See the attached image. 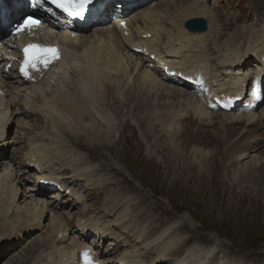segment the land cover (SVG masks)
Returning a JSON list of instances; mask_svg holds the SVG:
<instances>
[{
	"label": "bare ground",
	"instance_id": "1",
	"mask_svg": "<svg viewBox=\"0 0 264 264\" xmlns=\"http://www.w3.org/2000/svg\"><path fill=\"white\" fill-rule=\"evenodd\" d=\"M154 1H138L131 5L129 9L126 7L130 5L125 6L123 16L117 17L115 19L116 25L111 26L108 30L105 28L96 29L90 34H86L87 29H89L87 27L81 31L82 33L70 36L58 32L56 26L45 25L29 35L19 34L14 38L8 37L6 43L4 42L5 44L0 46V56L6 58V64L3 66L1 64L4 59L3 57L0 58L1 80L3 78L0 81V165H2V159L11 145L10 135L12 126H14V122H12L14 117H25L26 115L28 117L34 112L33 110L40 109L53 129L56 128L62 131L64 126L66 130V132L57 134V137L54 136L56 139L39 136L34 143L32 142L33 138H31L29 140V150L25 154L27 164L18 166L15 171L8 168L9 165L4 164L5 171L0 170V264H12L13 262L15 264H27L29 259H32V264H72L73 252L76 253L84 247L88 248L93 255L97 254L94 255V258L99 260L100 253L98 251L94 252L96 249L92 246V243L86 241L85 237L75 239L68 247L59 248L58 244L64 242L71 231L66 220L68 219L67 212L65 213L60 209L55 210V207L50 208L51 204H48L44 197L38 198L35 196V193L31 196L32 201L27 202V205L23 208L22 202L28 200L22 195V188L28 179L26 176L28 165L30 167L34 165L42 171H39V173L37 171L36 177L39 180L43 178L54 182L57 189L61 188L67 191V195L64 194L65 196H75L76 199H81L87 190L80 191L79 189L82 186L79 187L77 180L73 177L80 176L79 178L88 182L87 186H89L90 180L88 178L93 176L90 172H94L100 166L92 165L88 158L91 156V158H95V156L89 154L90 157H88L84 151L91 152L94 149L106 148L111 153L118 152L120 145L117 143L122 138L127 122L124 124L118 139L114 141L110 138L115 125L118 124V116L124 110L139 121L144 122L142 125L144 128L152 126L155 121L162 123L165 134L172 133L173 130L180 127L181 144L179 152H181V155H184L183 152L188 151L189 148H191L189 151L193 155H202L203 151L212 155L207 166L202 164L199 168L200 171H194L192 162L185 163L182 167L177 164L174 165L172 161L168 160L170 156L166 154L164 167L166 168L167 177H171L174 171L180 168L182 171L174 177L175 181L187 179L191 182L193 179H198L197 184L199 186L212 185L215 188H227L226 186L229 185L230 193L235 188L234 185L237 184V181L233 178V172L241 170L239 180L250 184L259 182L261 187L257 189V192L259 194L264 192V150L261 151L263 156H255L258 159L257 162L248 165L253 158L251 154L256 149V146L250 142V138L254 136L258 144L264 140V113L262 116L257 115L261 106L259 108L252 107L251 100L254 102V97L251 100H243L246 102V107H238L239 104H232L230 112L222 111L220 114H215L212 111L215 107L210 106V104H214L213 101L218 107L221 106L222 100L218 97L225 92V89H234L241 94L243 84L248 80L247 77H250L249 73L230 72L229 75L232 76V81L230 84L227 82V85H224V83L217 82L218 79H221L215 78L218 75L209 74L207 69L209 52L213 55L212 58L215 57L216 52H212V46H207L204 42L212 36L217 41L222 40L224 38L222 31L233 27V25L222 23L220 29H214L211 23L209 29L205 32H191L185 27V22L193 17L207 16L210 14L208 8L192 0H183L180 4L170 1ZM139 5L147 6L139 9ZM260 5L262 4H259L258 8L264 15V10ZM134 11L138 12L139 20H141V24L135 28L133 26L134 22H132L133 19L130 17V14ZM104 19L105 16H102L101 22ZM165 20L168 23L164 24ZM168 25L178 31L174 38L172 33L163 35ZM162 36L166 40L163 41ZM30 38L59 44L63 48V57L59 62H56L55 67L52 69L34 70L32 78L25 79L11 68H8L10 63L7 59L20 57L21 50H19V47ZM84 39H86V44L80 47V42ZM229 42L230 40H228ZM215 47L216 49L217 47L220 48L221 52L224 51V47L216 45ZM132 48H137L139 52H146L143 55H150L153 61L159 59L165 64L164 67L170 66L177 71L181 69V72L186 74V77L188 76V86L179 84L177 82L179 78H176L175 82L169 78L167 80L162 78L161 74L158 73L160 70L148 67L141 60L142 58L140 62L138 60L140 58L139 54L134 52ZM126 50L129 52L128 59L125 58ZM219 58H221L220 61H225L222 64L223 67L226 66L224 70L229 71L234 69H229L228 66L247 69L246 64L255 59L256 63L259 64H257L258 66L255 65V71L252 73V84L258 83L264 72V69H258L264 61V45L261 47L250 46L246 49L244 47L236 49L227 47L224 54ZM129 60L133 64L135 73L141 76L145 87L153 88L151 91H154L153 95L158 100V104L153 103L152 96L143 97L139 90L134 91L129 88L132 79ZM71 68L73 70H70ZM59 72L63 73L59 74L56 80L57 83L54 85ZM165 73L170 75L167 71ZM71 79H75L74 86L69 89ZM15 81L19 85L26 86L21 88L14 83L12 90L10 88V92H4L5 87L9 86L6 85ZM223 81L225 82V80ZM262 82L263 80H261V84ZM147 83L149 86L146 85ZM170 83H177L185 88L194 87L198 89L197 91L200 93L195 94V97L192 95L197 102L193 113L185 109L186 100L189 98L187 92H183L180 87L172 86ZM261 94L264 96V92L261 91ZM164 100H166L165 103H163ZM110 101L113 102L115 108L108 105ZM239 102L240 100L236 101V103ZM19 106L23 107L22 111L18 110ZM85 119L90 121L83 122ZM8 131L9 134L4 136ZM67 131L69 132L67 133ZM81 131L90 135H88L90 143L83 140L82 137L87 135L80 133ZM123 138H125V134ZM52 142L53 144H51ZM170 152V149H166V153ZM67 156L68 159L79 163L77 172L74 175L71 176L70 173L56 174L51 170H47L48 166L52 167L51 164L55 160L62 157L59 159L62 161ZM206 157L205 159H207ZM246 157L249 160L243 163V167L238 168L234 159L236 158L239 161ZM224 162H226V171H222ZM105 166L109 171H113L115 175L118 174L115 171L114 164L110 161H106ZM194 167L197 166L194 165ZM202 170H205V172L202 173ZM221 172L225 175L227 173V176L217 178ZM207 173L208 176H211L209 182L205 177ZM70 182L73 183V186ZM110 183L118 186L122 185L120 184L122 180H114ZM30 189L32 191L37 190L43 195L47 193L45 190H40L41 187L37 188L35 184H31ZM218 192V189H216V193ZM88 196H90V193ZM54 198L55 201H58L56 196ZM65 203L61 204V207L69 208L70 205ZM48 209L53 210L54 214L51 215L50 222L45 228L47 237L43 241L36 239L38 241L36 244L32 241L29 244L30 248L26 246L30 254L28 253L25 256L24 262L17 263L21 253L19 252V255H16L15 252L23 242L26 243L42 228L41 221L42 219L47 220L46 217L43 218V215ZM22 211L24 215H19ZM10 215H17L21 219H24L25 216L26 219L21 222L17 219L13 220L8 224L10 227H6L7 224L2 225L1 220ZM128 215V213L121 215L120 220ZM76 223L78 230H81L82 235L89 236L88 238L93 235L94 238L99 240L112 235L120 238V234H115L109 223L99 222V219L95 216H81ZM172 224L174 222L167 226L164 225L159 231H155L151 235L146 234L141 227L138 228L136 235L142 238V243L146 244L149 240H154L152 237L155 234L162 247H165L162 251L154 254L152 261L142 260L140 252L131 250V252L125 251L121 254L118 262L121 264H162L163 259H166L167 262L172 259L170 263L173 264H208V262L211 264H227V261L224 263L223 259H218L219 251L222 248L219 250L212 247V245L188 246L189 242L185 241L183 236H180L182 233L171 231L174 228ZM2 226L3 230H1ZM45 226L46 224L43 228ZM174 235L175 237H171ZM165 238H167V241ZM179 243L183 244L180 245ZM45 246H47V251L34 261L31 255ZM224 252L225 255H229L228 253L231 250L227 249V252ZM168 253L169 257H166ZM214 253L216 258L213 257ZM11 256H13L11 258L12 262L8 261ZM102 257H106L103 251ZM210 257L211 260L209 261ZM104 260L106 261V258ZM189 260L191 261L188 262ZM235 261L228 262H230L229 264H264V257L251 258V262ZM116 263L117 261H115Z\"/></svg>",
	"mask_w": 264,
	"mask_h": 264
},
{
	"label": "rangeland",
	"instance_id": "2",
	"mask_svg": "<svg viewBox=\"0 0 264 264\" xmlns=\"http://www.w3.org/2000/svg\"><path fill=\"white\" fill-rule=\"evenodd\" d=\"M160 1H170L178 4L183 2V0H155L154 2ZM192 1H196L198 4L208 8L210 14L202 16L208 22V29L211 23L214 26V29H220L222 23L233 25V27L222 31L224 35L222 40L217 41L212 36L208 37L204 42L207 46H212V52H216L214 58H212L213 55H211L210 52L208 54L207 69L209 74L214 76L218 75L215 78H221L222 80L218 79L217 82L224 83V85H227V82L230 84L232 81V76L229 75L230 72H245L249 73L248 75L251 76L255 71V65L258 64L255 59L246 64L248 66L247 69H243L242 67L239 68L238 66H228L229 69H234L229 71L224 70L226 66L223 67L222 64H224L223 62L225 61H220L221 58H219V56L224 54L227 47L231 49L244 47L246 49L250 46L261 47L264 45V15L261 13L260 8H258V5L262 4L263 6L260 5V7L264 10V0ZM140 6L141 5H139V9L147 5ZM130 17L133 19L132 22H134V28L141 24L138 12H132ZM165 23H168V21L165 20L164 24ZM101 25L103 24H96L87 29L88 31L86 34H90L96 29L101 30L105 28L108 30L111 26H114V23L103 27ZM177 32V30L168 25L164 30L163 35H169L172 33L174 34V38ZM164 40H166V38L164 39L163 37V41ZM228 40H230L229 43ZM85 44L86 39L82 40L80 45L78 43L80 47ZM215 45L224 47V51L221 52L218 47L217 50ZM127 50L125 51V58L128 59L129 52ZM129 62L131 66L130 69L132 70V79L129 88H132L131 90L134 91L139 90L143 94V97L152 96L153 103L158 104V100L153 95L154 91H151L153 88L150 87L151 89H149L145 87L142 83L141 76L135 73L132 62L130 60ZM146 64L148 67H152L154 62L153 60L149 61V59H147ZM70 70L73 69L71 68ZM61 73L63 72H59L56 76L54 85H56L57 77ZM2 80L0 76V81ZM74 80L75 79H71L69 81V89L73 88ZM223 80H225V82ZM14 83L18 84L21 88L26 86L19 85L16 81L11 82L6 85L9 86L5 87L4 92H10ZM146 85L149 86L148 83ZM170 85L180 87L183 92H187L189 98L186 100L185 109H187L186 111L193 113L194 107L197 103L193 96L195 97V94H197V88H185L179 86L177 83H170ZM165 102L166 100L163 101V103ZM108 105L115 108L112 101L108 102ZM22 109L23 107L19 106L18 110L22 111ZM33 111L34 112L28 117L27 115L25 117H14V126H12V132L10 135L11 145L7 154L4 155L2 159V165H0V170L2 172L5 171V168L3 167L4 164L9 165L8 168H11L14 171L17 170L16 168L18 166L27 164L25 154L29 150V140L31 138H33L32 142L35 143V140L39 136H48V139H56L54 136L57 137V134L66 132L64 126L62 131L56 128L53 129L52 126H50L49 120L44 117V114L40 109H35ZM125 111L126 110L122 111L118 116V124L115 125L110 138L114 141L118 139L122 128H124V124L127 122L125 124V130H123L125 138H123L124 134L122 133V138L119 143H117L120 145L118 152L111 153L109 150H106V148L94 149L91 152L84 151L88 157H90L89 154L95 156V158H91L92 156L88 158L92 165L96 164L100 166H98L94 172H90L93 176L88 178L90 180L89 186H87L88 182L79 178L80 176L73 177V179L77 180L78 186H82V188L79 189L80 191L87 190L82 197L80 196L81 199H76L75 196H66L64 197L66 201L61 199L62 201L59 202L60 200L55 201V193L53 194V192L38 197L42 198L45 196V200L48 201L47 203L51 204L50 208L55 207V210L60 209L68 214V219L66 220L70 225L69 227L71 231L68 233L66 240L61 244H58V247H68L75 239L81 238L82 232L81 230H78L76 223L81 216H95L99 219V222L109 223L115 234H120V238L112 235L100 240L89 239L86 237V241L92 243L93 245H91L96 250L99 252H105L106 260H109L110 264H115V261H117L116 264H120L118 258L121 254L125 251L131 252V250L140 252V258L142 260H145L146 262L152 261L155 256L154 254L162 251L165 247H162L160 240L156 239L157 236L155 234L152 237L154 240H149L146 244L142 243V238L136 235L138 228L141 227L146 234L151 235V233L159 231L164 225L167 226L172 222H174V224H172V227L174 228L171 231H179L182 233L180 236H183V239L189 242L188 246L212 245V247L218 248L219 250L222 248L219 251L218 259H223L224 263L227 261L226 263L229 264L230 262L228 261L234 262L235 259V262L243 260L248 262L251 258L255 259L257 257H264V192L261 194L257 192V189L261 187L259 182H256L255 184L245 183L242 180H239L241 178V170H239V172L234 171L233 178L237 181V184L234 185L235 188L232 186L234 189L229 193V185L226 186L227 188H215L212 185L199 186L197 184L198 179H193L191 182L187 179L175 181L174 177L182 171L180 168L175 170L171 177H167L166 168L164 167L166 164V154L170 156L168 160L172 161L174 165L177 164L182 167L183 164L192 162V164L197 166L194 167V165L191 164L194 171H200L199 168L202 164L207 166L212 155L210 153H205L204 151L202 155H193L192 152L189 151L191 148L186 152L184 151V155H181V152H179L181 144V138L179 137L181 133L180 127H177L172 133L169 132L168 134H165L166 132L163 131L162 123L155 121V123L157 122L156 126L155 123H153L152 126L144 128L142 126L144 122H141V120L139 121L136 117H133ZM212 111L215 114L221 113L219 110ZM263 113L264 104L258 110L257 115L262 116ZM89 121L90 120L86 119L83 120V122ZM68 132L69 131H67V133ZM80 133L87 135L82 137L83 140L88 143L91 142L89 140V134L84 131H81ZM250 142L256 146V149L252 152L251 156L253 155V158L248 165L257 162L258 159L255 156H263L261 151L264 150V140L258 144V141L253 136L250 138ZM51 144H53V142ZM166 149H170L171 152L166 153ZM210 151H212V149H210ZM205 157L207 159H205ZM248 157L243 158V160L240 159L239 161L236 160V158L234 159L238 168L243 167V163L251 158ZM59 159L51 164V168L48 166L47 170H51L56 174L70 173L71 176L77 172V165H79L77 161L68 159V156L65 159H62V161ZM106 161H110L114 164L115 171L118 173L117 175H115L113 171L106 169ZM223 170H227L226 162L222 165V171ZM37 171L36 167H30V165H28L26 171L28 180H26V183L22 188V195H24V197L27 195V198L25 199L28 201L22 202L23 208H25L27 202L29 203L32 201V195H28V190H30L31 184L36 183L34 180L36 179ZM201 172L204 173L205 170H202ZM220 176H227V173L225 175L221 172L217 178H221ZM205 177L209 182L211 176H208L207 173ZM114 180H122V183H120L122 185L115 186L114 184H111L110 182H113ZM70 184L73 186V183L70 182ZM106 184L108 185L106 186ZM216 189H218V193H216ZM89 193L90 196H88ZM64 202L68 203L70 207H64L65 209L61 207V204ZM126 213L129 215L123 220H120L121 215ZM52 214H54V211L48 209L43 215L44 217L42 216L43 218H47L46 221L45 219H42V228L26 243L23 242L21 247L15 252L16 255H19V252L21 253L17 263L24 262V258H26L25 256L28 255V253L30 254L28 247L32 241L36 244L38 243L36 239L43 241L44 238L47 237V230L45 228L48 226ZM19 215H24V212L22 211ZM17 217V215H10L9 217L4 218L1 220L3 223L2 225L7 224L6 227H10L8 224L11 221L17 219L21 222L26 219L25 216L23 217L24 219ZM45 224L46 226L43 228ZM1 230H3V226ZM171 237H175V235ZM165 240L167 241V238H165ZM227 249H230L232 253L230 252L228 253L229 255H225L224 251L227 252ZM45 251H47V246L41 248L31 256H33L35 261L37 260L36 258ZM168 255L169 253L166 257H169ZM12 257L13 256L8 258V261L12 262ZM213 257L216 258L215 253ZM165 260L166 259H163L161 263L173 264L170 263L172 262V259L168 260L169 262ZM210 260L211 257L209 261ZM190 261L191 260L188 262ZM32 263V259H29L27 264ZM12 264L15 263L13 262ZM208 264L211 263L208 262Z\"/></svg>",
	"mask_w": 264,
	"mask_h": 264
},
{
	"label": "snow or ice",
	"instance_id": "3",
	"mask_svg": "<svg viewBox=\"0 0 264 264\" xmlns=\"http://www.w3.org/2000/svg\"><path fill=\"white\" fill-rule=\"evenodd\" d=\"M42 3L43 0H37ZM51 3L69 16L84 18L85 11L92 5L93 0H51ZM123 24V22H121ZM41 24L39 19L28 16L22 23L17 24L13 34H17L25 29L31 30ZM36 53H41L37 55ZM24 58L21 63L20 72L27 78L31 79L30 70H36L40 66L47 67L50 62L59 59V49L55 46H43L39 44H28L23 48ZM84 264H95L89 251L82 253Z\"/></svg>",
	"mask_w": 264,
	"mask_h": 264
},
{
	"label": "water",
	"instance_id": "4",
	"mask_svg": "<svg viewBox=\"0 0 264 264\" xmlns=\"http://www.w3.org/2000/svg\"><path fill=\"white\" fill-rule=\"evenodd\" d=\"M185 27L191 32H203L208 29L207 21L203 17H194L185 22Z\"/></svg>",
	"mask_w": 264,
	"mask_h": 264
}]
</instances>
